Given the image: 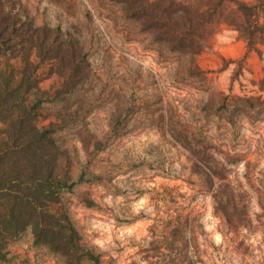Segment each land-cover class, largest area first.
Wrapping results in <instances>:
<instances>
[{
  "label": "rangeland",
  "instance_id": "1",
  "mask_svg": "<svg viewBox=\"0 0 264 264\" xmlns=\"http://www.w3.org/2000/svg\"><path fill=\"white\" fill-rule=\"evenodd\" d=\"M23 1L38 25L60 27L78 39L83 62H89L84 78L73 83L44 66L40 85L67 94L45 107L46 122L54 118L61 126L57 138L74 182L56 208L102 255L100 264L176 257L181 221L189 243L199 234L206 264H264V44L250 46L234 24L223 23L192 59L167 52L128 16L121 0ZM194 62L199 74L191 71ZM184 136L232 162L230 179L249 203L248 228L233 231L215 214L210 189L191 171ZM206 196L226 237L220 246L202 247L199 239L206 235L200 223L209 207L200 198ZM145 197L151 212L134 211ZM253 201L260 212L253 211ZM8 251L0 264H70L37 243L31 229Z\"/></svg>",
  "mask_w": 264,
  "mask_h": 264
},
{
  "label": "trees",
  "instance_id": "2",
  "mask_svg": "<svg viewBox=\"0 0 264 264\" xmlns=\"http://www.w3.org/2000/svg\"><path fill=\"white\" fill-rule=\"evenodd\" d=\"M129 17L140 22L156 42L170 53L194 59L223 23H232L250 46L264 44V0L250 5L243 0H132ZM79 40L67 37L60 27L38 25L23 0H0V261L9 246L31 229L37 243L63 254L70 264H100L102 255L84 241L67 212L56 208L62 193L71 188V161L60 146L58 121L45 114L47 103L64 92L42 88L41 70L48 65L67 83L79 82L89 69L80 55ZM194 62L191 71H195ZM61 93V94H60ZM240 104L253 107L250 99ZM193 174L207 186L215 214L233 231L251 225L246 192L230 179V160L218 157L209 145L182 137ZM181 221L177 256L165 254L155 264H206L183 233Z\"/></svg>",
  "mask_w": 264,
  "mask_h": 264
},
{
  "label": "clouds",
  "instance_id": "3",
  "mask_svg": "<svg viewBox=\"0 0 264 264\" xmlns=\"http://www.w3.org/2000/svg\"><path fill=\"white\" fill-rule=\"evenodd\" d=\"M232 35H236V33H232ZM245 134L250 135V133L245 129ZM81 156H83V153H81ZM177 168H179V165H176ZM261 167H264V163L261 164ZM238 172L243 173L245 171V165L244 163H241L238 166ZM200 203L207 204L209 207L207 209L206 214L202 217L200 223L204 226V231L206 235L204 237H199L201 246L206 247L208 244H214L216 246H220L224 243L226 237L223 234V227L221 225V222L219 219L214 218L211 214V196L201 197ZM147 204V197L139 201L137 205L134 206V211L139 212L142 208L145 209L147 212H151V208L146 207ZM253 211L254 212H260L261 209L256 206L255 201H253ZM199 235V234H197ZM253 243L256 242L255 238ZM234 264H239V261H235Z\"/></svg>",
  "mask_w": 264,
  "mask_h": 264
}]
</instances>
